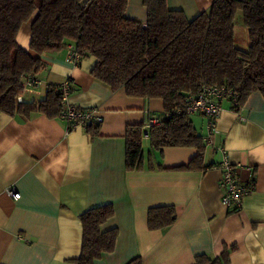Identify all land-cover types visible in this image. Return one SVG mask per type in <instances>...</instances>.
I'll list each match as a JSON object with an SVG mask.
<instances>
[{
	"label": "crops",
	"instance_id": "0c3cea01",
	"mask_svg": "<svg viewBox=\"0 0 264 264\" xmlns=\"http://www.w3.org/2000/svg\"><path fill=\"white\" fill-rule=\"evenodd\" d=\"M213 0H166L170 9L182 10L188 20L206 10ZM125 14L145 23L142 0H128ZM18 44L45 64L36 76L40 84L24 91V101H38L48 84L70 79L68 102L98 107L103 121L98 134L70 127L61 117L34 113L29 118L0 112V264H75L81 249L79 216L91 207L111 204L114 213L101 230L117 228L114 250L94 264H125L139 256L141 264H192L197 254L220 255L223 245H235L227 264H264V96L254 91L237 109L227 99L211 142H205L202 169L184 166L198 153L195 147L152 149L142 137L144 167L125 165L126 130H142L152 115L161 117L159 98L130 96L123 87L112 89L94 78L96 59L71 60L68 44L56 52L29 50L30 21L18 34ZM249 44V42L247 43ZM243 49V48H242ZM202 136L204 118L189 116ZM226 149L238 165L240 182H253L241 208L228 210L221 202V170ZM150 161L153 167H148ZM14 187L20 194L6 193ZM172 205L174 222L149 230V208Z\"/></svg>",
	"mask_w": 264,
	"mask_h": 264
},
{
	"label": "trees",
	"instance_id": "16d2710c",
	"mask_svg": "<svg viewBox=\"0 0 264 264\" xmlns=\"http://www.w3.org/2000/svg\"><path fill=\"white\" fill-rule=\"evenodd\" d=\"M128 0H0V112L29 118L34 113L59 117L62 103L59 85L49 84L38 101H18L23 81L44 67L17 42L21 26L30 21L29 50L37 54L56 52L71 44L80 59L94 57V78L112 89L123 87L130 96L159 98L164 113L148 131L152 149L167 146L195 147L198 153L187 169H202L205 147L189 115L183 110L187 93L200 85L225 84L236 92L242 105L249 94L264 96V0H213L196 17L188 20L182 10L170 9L166 0H142L145 23L125 14ZM242 16L248 46L234 41L235 19ZM91 136L98 126L85 128ZM142 128L126 130L125 165L144 167ZM148 167H153L148 161ZM114 213L111 204L88 208L80 214L81 249L75 264L94 260L114 250L117 228L100 225ZM175 220L172 205L149 208L147 228L155 230ZM235 245H223L219 256L201 253L192 264H227ZM139 256L125 264H141Z\"/></svg>",
	"mask_w": 264,
	"mask_h": 264
},
{
	"label": "built area",
	"instance_id": "2783aa9c",
	"mask_svg": "<svg viewBox=\"0 0 264 264\" xmlns=\"http://www.w3.org/2000/svg\"><path fill=\"white\" fill-rule=\"evenodd\" d=\"M71 60L74 64L80 61L79 55L71 52ZM40 79L26 77L23 81V92L31 91L40 84ZM49 85V84H48ZM45 86V92L49 86ZM72 88L70 79H65L60 85V96L62 111L59 117L63 118L70 127L86 128L87 126H99L103 121V115L98 107H78L68 102V96ZM227 99L232 108L239 105L236 92L225 84L200 85L195 92L186 94L183 100V110L189 116L199 114L204 118L205 135L203 140L211 142V137L215 133L216 125L222 112L221 101ZM18 101L22 96H18ZM234 109V108H233ZM159 117L152 115L145 123L142 130L144 135H148L149 129L157 124ZM221 159L217 167L221 170L220 188L222 190L221 202L230 211H237L241 208L243 197L253 190V182H240L237 176V167L230 162L227 151L224 147L218 146ZM6 193L13 199L19 198L20 194L14 187H7Z\"/></svg>",
	"mask_w": 264,
	"mask_h": 264
},
{
	"label": "rangeland",
	"instance_id": "374dc122",
	"mask_svg": "<svg viewBox=\"0 0 264 264\" xmlns=\"http://www.w3.org/2000/svg\"><path fill=\"white\" fill-rule=\"evenodd\" d=\"M234 41L235 45L239 48L246 49L248 46L247 30L243 24L242 16L240 14H238L235 19Z\"/></svg>",
	"mask_w": 264,
	"mask_h": 264
}]
</instances>
